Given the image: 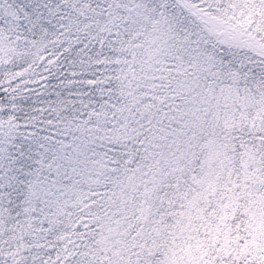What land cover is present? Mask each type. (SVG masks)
Listing matches in <instances>:
<instances>
[{
  "label": "snow or ice",
  "instance_id": "1",
  "mask_svg": "<svg viewBox=\"0 0 264 264\" xmlns=\"http://www.w3.org/2000/svg\"><path fill=\"white\" fill-rule=\"evenodd\" d=\"M0 264H264V0H0Z\"/></svg>",
  "mask_w": 264,
  "mask_h": 264
}]
</instances>
